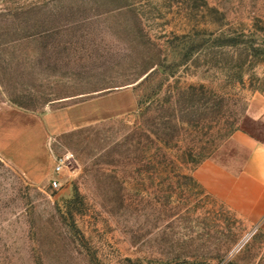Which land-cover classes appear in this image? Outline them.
I'll use <instances>...</instances> for the list:
<instances>
[{
  "label": "rangeland",
  "instance_id": "1",
  "mask_svg": "<svg viewBox=\"0 0 264 264\" xmlns=\"http://www.w3.org/2000/svg\"><path fill=\"white\" fill-rule=\"evenodd\" d=\"M255 50L264 0H0V104L78 120L37 170L0 157V264H264V232L193 176L241 169L236 131L264 143Z\"/></svg>",
  "mask_w": 264,
  "mask_h": 264
},
{
  "label": "crops",
  "instance_id": "2",
  "mask_svg": "<svg viewBox=\"0 0 264 264\" xmlns=\"http://www.w3.org/2000/svg\"><path fill=\"white\" fill-rule=\"evenodd\" d=\"M74 107L77 106L70 105L62 111L26 112L0 104V157L24 171L37 170L40 159L47 154V137L77 125V117L72 113ZM263 115L264 95L253 96L244 115L247 128L256 129ZM233 137L248 149L240 170L232 172L205 161L193 176L209 193L264 232V143L241 131H236Z\"/></svg>",
  "mask_w": 264,
  "mask_h": 264
},
{
  "label": "trees",
  "instance_id": "3",
  "mask_svg": "<svg viewBox=\"0 0 264 264\" xmlns=\"http://www.w3.org/2000/svg\"><path fill=\"white\" fill-rule=\"evenodd\" d=\"M254 54H260V55H264V51H262V52H258L257 50H255L254 52H253ZM195 88L193 87L192 88V90H194ZM198 90H199V92H204V93H210L211 95H214V97L215 98H218L219 100H220V104H222V102L224 101V99L225 98H232L233 96H235V95H232V94H227L226 96H221V95H217L216 93H214L213 91H211V90H207V89H205L203 86H199L198 88H197ZM230 100V99H229ZM237 128L235 127L234 129H230V130H228L229 132H228V134L227 135H230L234 130H236ZM159 141H161L160 139H159ZM163 146L164 147H167V145H166V143L165 142H163ZM183 155H187V156H190L191 154H184V152H183ZM198 156H199V158H200V156H201V154H198ZM199 162V161H198Z\"/></svg>",
  "mask_w": 264,
  "mask_h": 264
},
{
  "label": "built area",
  "instance_id": "4",
  "mask_svg": "<svg viewBox=\"0 0 264 264\" xmlns=\"http://www.w3.org/2000/svg\"><path fill=\"white\" fill-rule=\"evenodd\" d=\"M63 164H64V158H58V159H56L55 165H54V168H53V171L55 173L61 172V170L63 168Z\"/></svg>",
  "mask_w": 264,
  "mask_h": 264
}]
</instances>
